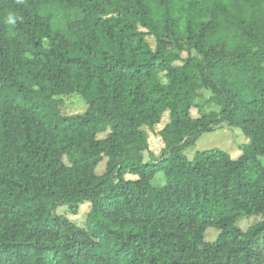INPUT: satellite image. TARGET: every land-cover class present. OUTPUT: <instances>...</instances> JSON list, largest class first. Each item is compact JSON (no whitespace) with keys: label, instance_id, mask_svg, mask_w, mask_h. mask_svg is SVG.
Returning a JSON list of instances; mask_svg holds the SVG:
<instances>
[{"label":"trees","instance_id":"trees-1","mask_svg":"<svg viewBox=\"0 0 264 264\" xmlns=\"http://www.w3.org/2000/svg\"><path fill=\"white\" fill-rule=\"evenodd\" d=\"M263 159L264 0H0V264H264Z\"/></svg>","mask_w":264,"mask_h":264},{"label":"rangeland","instance_id":"rangeland-1","mask_svg":"<svg viewBox=\"0 0 264 264\" xmlns=\"http://www.w3.org/2000/svg\"><path fill=\"white\" fill-rule=\"evenodd\" d=\"M149 43L153 48L156 46V41L153 36L147 37ZM186 55V54H185ZM184 55V56H185ZM181 62H178L180 64ZM205 95H210L211 91L208 89L202 90ZM60 110L61 113L64 115H75L84 113L87 108L88 104L84 100L82 96L79 94L73 93L70 95L60 96ZM192 114L197 116V110L193 109ZM169 122V112H165L162 121L155 126L153 130L146 127L148 131V142L150 150L155 154L159 155L161 153L162 148L164 147V143L159 136V131L165 126V124ZM105 134H101L100 137H104ZM249 139L243 134L239 127L224 125L221 128H218L212 132H206L200 136V138L196 141V144L186 150V154L191 159L193 158L194 154L200 150H208L213 148H219L229 152L234 158H237L242 153V146L245 143H248ZM145 160H149L150 156L148 152L144 154ZM106 161L105 159L98 167L97 171L99 174H102L106 168ZM264 161V159H263ZM127 178H136V176L127 174ZM155 184L162 185L164 184V177L163 174H159L157 178L154 180ZM90 210V203L86 202L82 204L78 210V213H73L68 205L60 206L57 209L59 214H63L67 216L70 220L76 222L78 225H84L86 221L87 214ZM261 220V216H246L243 217L239 221V226L243 231H246L251 225L259 222ZM219 235V231L215 228H209L207 230V240L215 241Z\"/></svg>","mask_w":264,"mask_h":264},{"label":"clouds","instance_id":"clouds-1","mask_svg":"<svg viewBox=\"0 0 264 264\" xmlns=\"http://www.w3.org/2000/svg\"><path fill=\"white\" fill-rule=\"evenodd\" d=\"M7 22H8L9 24H13V23H15V18H14V16H13L12 14H9V15H8V17H7Z\"/></svg>","mask_w":264,"mask_h":264}]
</instances>
